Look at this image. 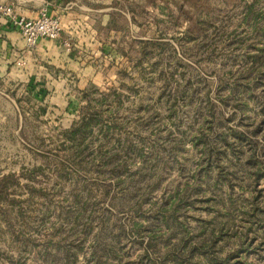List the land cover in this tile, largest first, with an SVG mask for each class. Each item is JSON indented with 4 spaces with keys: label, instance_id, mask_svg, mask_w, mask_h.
I'll return each mask as SVG.
<instances>
[{
    "label": "rangeland",
    "instance_id": "rangeland-1",
    "mask_svg": "<svg viewBox=\"0 0 264 264\" xmlns=\"http://www.w3.org/2000/svg\"><path fill=\"white\" fill-rule=\"evenodd\" d=\"M114 8L120 67L74 116L0 129V264H264V0Z\"/></svg>",
    "mask_w": 264,
    "mask_h": 264
},
{
    "label": "crops",
    "instance_id": "crops-1",
    "mask_svg": "<svg viewBox=\"0 0 264 264\" xmlns=\"http://www.w3.org/2000/svg\"><path fill=\"white\" fill-rule=\"evenodd\" d=\"M0 3L9 4L15 15L31 19L46 4L48 13L57 16L62 27L60 38H40L34 46H28L18 29L0 17V129L6 133L17 134L29 118L41 114L73 117L81 96L80 86L98 84L106 69L120 67L118 32L110 17L121 0ZM65 37L72 38L74 44L66 47L62 43ZM4 141L1 145L10 142L9 138ZM7 149L0 147V159H4L0 162V175L20 171L18 152L10 163Z\"/></svg>",
    "mask_w": 264,
    "mask_h": 264
},
{
    "label": "built area",
    "instance_id": "built-area-1",
    "mask_svg": "<svg viewBox=\"0 0 264 264\" xmlns=\"http://www.w3.org/2000/svg\"><path fill=\"white\" fill-rule=\"evenodd\" d=\"M0 17H5L20 32L28 46H34L40 38L58 39L61 37L62 27L57 16L48 13V6L45 4L40 8L36 18H26L15 15L9 4L0 3ZM62 43L70 47L68 40L63 39Z\"/></svg>",
    "mask_w": 264,
    "mask_h": 264
},
{
    "label": "trees",
    "instance_id": "trees-1",
    "mask_svg": "<svg viewBox=\"0 0 264 264\" xmlns=\"http://www.w3.org/2000/svg\"><path fill=\"white\" fill-rule=\"evenodd\" d=\"M251 8V5H250ZM83 97H88L87 92H83L81 93ZM92 112L90 113L88 116H82V118H80L79 123L74 124L73 126H71L68 130L65 131V134H67V137H69L70 139H74L75 137H77L78 135L81 137L86 136V134L89 133L88 130V124L91 120H95V122L98 120V113ZM17 177H19L16 173L14 172H9L6 174H2L0 176V200L4 199L5 196L8 194V189L9 187L15 183L17 180Z\"/></svg>",
    "mask_w": 264,
    "mask_h": 264
}]
</instances>
